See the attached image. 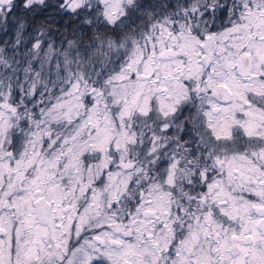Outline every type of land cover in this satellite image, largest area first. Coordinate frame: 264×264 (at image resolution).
Returning a JSON list of instances; mask_svg holds the SVG:
<instances>
[{"label": "snow or ice", "instance_id": "snow-or-ice-1", "mask_svg": "<svg viewBox=\"0 0 264 264\" xmlns=\"http://www.w3.org/2000/svg\"><path fill=\"white\" fill-rule=\"evenodd\" d=\"M0 264H264V0H0Z\"/></svg>", "mask_w": 264, "mask_h": 264}]
</instances>
